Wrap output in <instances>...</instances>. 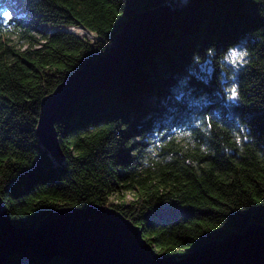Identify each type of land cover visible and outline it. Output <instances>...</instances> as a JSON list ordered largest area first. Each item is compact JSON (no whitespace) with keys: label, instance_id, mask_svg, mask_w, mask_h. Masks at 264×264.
<instances>
[{"label":"trees","instance_id":"trees-1","mask_svg":"<svg viewBox=\"0 0 264 264\" xmlns=\"http://www.w3.org/2000/svg\"><path fill=\"white\" fill-rule=\"evenodd\" d=\"M163 3L171 21L138 68L55 123L54 162L40 99ZM0 197L17 227L110 206L174 259L264 224V0H0ZM3 264L69 263L16 251Z\"/></svg>","mask_w":264,"mask_h":264},{"label":"water","instance_id":"water-1","mask_svg":"<svg viewBox=\"0 0 264 264\" xmlns=\"http://www.w3.org/2000/svg\"><path fill=\"white\" fill-rule=\"evenodd\" d=\"M171 18L168 3L137 12L104 54L86 59L40 99L35 135L54 162L64 159L55 123L79 98L121 85ZM16 251L39 258L59 254L69 264H264V224L250 223L241 232L210 240L174 259L155 251L141 229L110 206L59 207L37 226L17 227L0 197V264Z\"/></svg>","mask_w":264,"mask_h":264},{"label":"rangeland","instance_id":"rangeland-1","mask_svg":"<svg viewBox=\"0 0 264 264\" xmlns=\"http://www.w3.org/2000/svg\"><path fill=\"white\" fill-rule=\"evenodd\" d=\"M8 14V13H6ZM71 32H74L75 34L79 35V36H86V37H91V34L88 33L86 30H84L83 28L80 27H69L68 28ZM241 52L238 51H233L232 56L235 58L238 55H240ZM128 198H130V195H127ZM112 201H116V198H111Z\"/></svg>","mask_w":264,"mask_h":264},{"label":"snow or ice","instance_id":"snow-or-ice-1","mask_svg":"<svg viewBox=\"0 0 264 264\" xmlns=\"http://www.w3.org/2000/svg\"><path fill=\"white\" fill-rule=\"evenodd\" d=\"M7 15V14H6ZM233 95H236V93H235V91H233V93H232Z\"/></svg>","mask_w":264,"mask_h":264},{"label":"clouds","instance_id":"clouds-1","mask_svg":"<svg viewBox=\"0 0 264 264\" xmlns=\"http://www.w3.org/2000/svg\"><path fill=\"white\" fill-rule=\"evenodd\" d=\"M243 55H247V53H243Z\"/></svg>","mask_w":264,"mask_h":264}]
</instances>
